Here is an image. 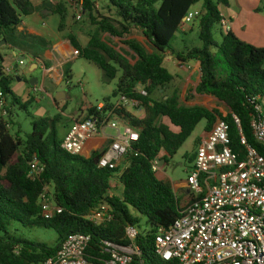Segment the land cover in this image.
<instances>
[{"label": "trees", "instance_id": "trees-1", "mask_svg": "<svg viewBox=\"0 0 264 264\" xmlns=\"http://www.w3.org/2000/svg\"><path fill=\"white\" fill-rule=\"evenodd\" d=\"M106 1L117 10L116 20L102 16L97 19L96 0H84L86 17L95 30L88 34L85 47L71 34L65 39L79 58L100 70L103 84L115 81L111 98L103 100L106 109L120 96L139 103L144 111L142 119L125 111L118 113L138 131L139 140L132 145L133 152L127 157V167L120 173L117 185L112 182V171L97 168L103 151L84 158L71 156L61 149L62 140H58L56 133L60 115L34 121L31 132L24 138L18 135L19 131L12 136L9 132V126L13 125L11 108L27 110L34 99L22 102L15 96L11 89L14 79L4 72L0 57V92L8 113L6 119L0 117V264H42L56 255L68 236L77 233L91 237L87 262L102 264L108 257L102 252L101 241L127 247L130 242L125 229L139 226V216L146 219L149 230L138 235L135 246L146 264H163L154 254L155 235L158 229L172 226L179 217L182 201L167 182L157 178L153 163L167 164L200 122L205 121V130L210 131L219 120L227 124L230 149L240 160L245 156L241 136L264 157V146L256 142L251 128L254 115L251 101L264 105V48L240 41L231 31L221 34L220 42L214 39L213 30L222 20L219 7L227 5L228 0ZM259 2L255 12L264 14V0ZM196 7L200 12L198 39L201 46L175 54L170 42L180 31L187 13ZM33 11L31 0H0V41L39 59L48 44L42 39L16 33L21 18ZM52 12L59 16L58 31L64 32L70 16L67 5L57 1ZM134 30L140 31L153 48L152 53L131 39ZM103 35L119 39L133 54L134 63L116 51ZM166 52L174 54L179 62L199 64L201 78L195 92L224 104L229 110L225 116L218 110L183 106L179 89H174L169 96L156 97L174 81L163 67ZM71 80V70L66 64L63 82L69 84ZM139 89H143L146 96H141ZM93 113L95 109L88 110L89 115ZM164 119L168 123H164ZM33 159L44 166L43 174L35 182L27 178L28 164ZM193 160L194 154L188 157L189 162ZM45 185L52 187L54 203L62 209L61 214L50 219L42 217L38 202ZM117 186L121 188L120 196L112 194ZM188 199L187 203L192 202V197ZM103 206L108 208L112 219L101 225L88 221V216ZM12 224L27 229L53 230L58 237L56 245L50 247L15 237L9 233Z\"/></svg>", "mask_w": 264, "mask_h": 264}, {"label": "built area", "instance_id": "built-area-1", "mask_svg": "<svg viewBox=\"0 0 264 264\" xmlns=\"http://www.w3.org/2000/svg\"><path fill=\"white\" fill-rule=\"evenodd\" d=\"M60 1L67 5L75 22L80 23L86 17L84 0ZM199 18L200 12L191 9L180 30L185 31L188 24ZM219 25L228 30L223 20ZM4 72L11 76L12 69H4ZM37 92V87H32V93ZM137 92L146 96L143 89ZM251 103L253 135L256 142L264 146V105ZM138 107L137 101L120 96L109 109L103 102L88 108L84 118L76 122L62 140L61 149L71 156H82L88 141L105 136L108 130L113 131L114 136L108 139L109 145L99 158L97 168L112 171V181L118 179L127 166L128 155L133 152L132 145L139 140L138 131L118 113ZM89 109H95V113L89 115ZM0 111L2 116H7V103L1 92ZM233 118L239 124L238 119ZM229 145L228 126L220 120L199 140L186 180L192 202L182 206L172 226L158 229L155 235L154 254L163 264H264V157L249 146L243 136L244 159L240 160ZM152 169L160 170L158 161L153 163ZM43 171L44 166L33 159L28 164L27 178L35 182ZM38 202L45 219L62 212L54 203L50 185L43 187ZM87 219L101 225L112 217L103 206ZM139 234L135 226L125 229L130 242L127 247L101 241L102 252L108 257L102 264H146L135 246ZM90 241L89 235L72 234L56 255L42 264H89L86 251Z\"/></svg>", "mask_w": 264, "mask_h": 264}, {"label": "crops", "instance_id": "crops-1", "mask_svg": "<svg viewBox=\"0 0 264 264\" xmlns=\"http://www.w3.org/2000/svg\"><path fill=\"white\" fill-rule=\"evenodd\" d=\"M57 1L60 0H31L34 8L33 13L29 16L22 17L21 25L16 28L17 34L31 38H39L48 44V48L45 49L41 58L34 59L24 50L13 48L6 44L0 45V57L2 59L1 66L5 70L8 68L12 69L11 76L14 81L11 85V89L15 96L22 102H26L30 98L34 99L37 95L44 93L57 109L64 110L66 109L65 105H67V95L64 92L60 93L58 99L61 97L63 98L62 103H59V100L57 101L53 98L51 91L63 84V66L69 64V62L76 58L79 59L78 52L72 47L70 42L65 39V37L68 34L75 36L83 47L87 45L89 38H87V42H83V39L86 36L79 32L74 26L75 21L71 14L70 17L72 22H66L64 32L61 33L58 31L59 19H53L54 13L52 12L53 5ZM259 3V0H228L227 5L220 6L219 10L222 20L227 24L226 28H228V30H226L218 25L220 35L227 31H231L240 41L256 48H264V14L255 13ZM197 9V7L196 9L193 8V10L196 11ZM194 29L198 31V21H194L189 26L187 25L185 31H180L182 34L187 35ZM190 49L192 48H186V50L180 52L173 51L176 54ZM20 56H26L29 66L37 64L39 67L38 71H41L42 77L40 81L37 79V84L35 85L38 89V94L32 93V87L29 86L28 83L31 78H35L32 74L25 71L22 80H17L16 78L18 71L13 70V67L18 64L17 60ZM163 67L174 77V81L177 82V84L182 85L180 97L183 106L187 108L201 107L207 110H218L224 116L229 112L228 108L215 98L196 94L195 90L201 78L200 66L197 62L190 61L182 63L176 59L174 54L166 52L163 55ZM15 108L16 107L11 108L13 113ZM87 109L88 108L80 110V115L73 119L74 124L84 118ZM125 112L136 119H142L144 117V111L140 106L135 109L128 108ZM205 127L200 137L196 140L197 144L199 140L205 137L209 132L208 130H205ZM113 136L114 132L113 134H108L106 132L105 136L93 138L86 143L83 151H90L91 153L104 151L109 145L108 139ZM165 165L166 164H164L163 161L159 162V168H163ZM123 167L124 166L120 169L122 170ZM112 182L119 185L118 179H115ZM167 183L170 185L172 191H174L179 199H181L182 206H186L188 204V198L192 197L187 190L186 181L172 183V185L169 181H167ZM183 184L184 187H180ZM115 188L119 190L121 189L120 186ZM180 188L184 191L183 196L178 194Z\"/></svg>", "mask_w": 264, "mask_h": 264}, {"label": "rangeland", "instance_id": "rangeland-1", "mask_svg": "<svg viewBox=\"0 0 264 264\" xmlns=\"http://www.w3.org/2000/svg\"><path fill=\"white\" fill-rule=\"evenodd\" d=\"M55 1V0H52ZM196 9V8H195ZM117 10L109 6L106 0H96V18L99 19L100 16L107 17L111 20H116ZM256 13V12H255ZM258 14V13H256ZM53 19H59V16L54 14ZM68 23L72 22L71 17L67 19ZM191 24H188V26ZM74 26L79 32L86 36L83 42H87V36L95 30L91 21L85 17L80 23L74 22ZM214 39L220 41V32L218 25L215 26L213 30ZM103 39L107 41L114 49L122 54L128 56L134 63L133 54L121 44V41L117 38H109L107 35H103ZM131 39H134L145 46L149 53L153 52V48L147 43L146 39L142 36L140 31L134 30ZM4 41L1 40L0 43ZM170 46L175 52H180L186 50V48L200 47L201 43L198 39V31L194 29L191 33L185 35L179 31L176 36L171 40ZM69 67L71 70L72 80L69 84L63 82V84L57 88H54L51 92L53 98L57 99L60 93H65L67 95V101L63 112L61 109H57L51 102V100L43 93L34 97L35 101L31 103L27 110L15 108L12 122L13 125L9 126V132L12 136L19 134L22 138L26 134L31 132V124L40 118L54 117L56 115L61 116V121L56 125V133L58 140H63L66 135L71 131L74 124V118L80 115V110L96 107L103 102L105 98H111V93L115 87V81L109 84L102 83V74L98 68L90 64L84 59L76 58L69 62ZM39 81L42 77L41 71H37L32 74ZM48 88V86H47ZM174 89H179L181 91L182 85L173 83L168 87L167 90L160 93L156 97L159 99L161 95L169 96ZM50 90V89H49ZM58 92V93H57ZM38 94V93H37ZM62 98H59V103H62ZM37 99V100H36ZM114 101V100H112ZM24 102V101H23ZM0 117L7 118V116H2L0 111ZM81 119V118H80ZM164 123H168L167 120H163ZM205 121H202L195 128L192 135L187 139L184 145L178 150L175 156L169 159L165 167L160 168L157 172V178L164 182L169 181L172 183L184 182L187 180V172L191 170L192 163L188 161V157L194 154L196 150V140L200 137L204 127ZM108 134H113V131L108 130ZM92 153L90 151H83L82 156L88 158ZM180 187H184V184ZM174 193V191H173ZM113 195L120 196L121 189H113ZM180 196L184 195V191L180 188ZM133 214L136 213L133 211ZM140 224L137 226L139 233H144L149 230L146 223V219L139 216ZM9 233L15 237H22L30 241H38L47 244L50 247H54L57 241V234L53 230H46L41 228L27 229L21 227L19 224H12L9 227Z\"/></svg>", "mask_w": 264, "mask_h": 264}, {"label": "water", "instance_id": "water-1", "mask_svg": "<svg viewBox=\"0 0 264 264\" xmlns=\"http://www.w3.org/2000/svg\"><path fill=\"white\" fill-rule=\"evenodd\" d=\"M4 44L5 42L0 43V45H4ZM17 61H18V64L13 67V70L18 71V74L16 76L17 80H20V79L22 80V76L25 71H27L30 74H33L38 71L39 67L37 64H33L29 66V62L26 56L18 57ZM28 83H29V86L34 87L37 84V78H31ZM56 100L58 101L59 99L57 98Z\"/></svg>", "mask_w": 264, "mask_h": 264}]
</instances>
